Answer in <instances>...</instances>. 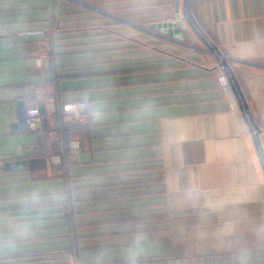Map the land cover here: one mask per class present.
<instances>
[{"label": "crops", "instance_id": "0c3cea01", "mask_svg": "<svg viewBox=\"0 0 264 264\" xmlns=\"http://www.w3.org/2000/svg\"><path fill=\"white\" fill-rule=\"evenodd\" d=\"M183 3L0 0V264H264V0H192L220 56ZM178 14L186 41L150 27Z\"/></svg>", "mask_w": 264, "mask_h": 264}, {"label": "water", "instance_id": "95a60500", "mask_svg": "<svg viewBox=\"0 0 264 264\" xmlns=\"http://www.w3.org/2000/svg\"><path fill=\"white\" fill-rule=\"evenodd\" d=\"M177 5L179 7V1H178ZM183 15H184L185 21H187V23L194 30V32L204 41V43L209 48V50L218 56L222 55L221 52H218L217 45L210 40V38L208 37L206 32L201 28V26L196 21L194 15H193V12H192V0H184ZM177 17H178V20L176 22H173V21L157 22V23L150 24V27L155 29V30H158L159 32H161L165 35H168L170 37H175L179 40L186 41V40H188V38H190L189 37V28L185 24L184 20L179 18V14ZM222 62H223V64H222L223 70L226 73V76H227L228 81L231 85V88L235 94V97L238 101V104H239L240 108L243 111H245V114L248 116L250 126H251V131L253 133V137L255 139L257 146L260 147L259 136H260L261 131H260L258 124L256 123V121L254 120V118L251 114V111H250L249 105L247 103V100L245 98V95L243 93L242 87H241L234 71L232 70V68L230 66L229 60L227 58L223 57ZM41 109H42V113L44 115V125H46L47 124V116H46V109H45L44 104L41 105ZM20 112H21V122L24 123V121H25V123H26V109L22 108ZM13 164H15L17 167H19V165H27L28 160H16L13 162Z\"/></svg>", "mask_w": 264, "mask_h": 264}, {"label": "built area", "instance_id": "2783aa9c", "mask_svg": "<svg viewBox=\"0 0 264 264\" xmlns=\"http://www.w3.org/2000/svg\"><path fill=\"white\" fill-rule=\"evenodd\" d=\"M219 81H220L222 88L224 89V91L227 93V95L230 97V99L233 102L235 94L232 91L231 85L228 81V78L224 70H221L220 72ZM64 119L67 122H71V121L84 122L86 119V116L82 113L77 112L73 105L68 104V105H65ZM27 125H28V128L33 131H39L43 129L44 115L42 113V109L40 105L36 104V105L30 106L27 109Z\"/></svg>", "mask_w": 264, "mask_h": 264}, {"label": "rangeland", "instance_id": "374dc122", "mask_svg": "<svg viewBox=\"0 0 264 264\" xmlns=\"http://www.w3.org/2000/svg\"><path fill=\"white\" fill-rule=\"evenodd\" d=\"M89 26H91V23H89ZM106 27L109 28L108 26ZM86 31H92V27L86 29ZM174 260L175 259H173L171 256H162V258L148 260L147 264H193L190 258H183V260L180 259L181 260L180 263H176V261ZM68 261H69V264H78L74 253L69 255ZM136 264H141V261H136Z\"/></svg>", "mask_w": 264, "mask_h": 264}, {"label": "trees", "instance_id": "16d2710c", "mask_svg": "<svg viewBox=\"0 0 264 264\" xmlns=\"http://www.w3.org/2000/svg\"><path fill=\"white\" fill-rule=\"evenodd\" d=\"M71 123V122H70ZM87 123L86 122H79V121H76L74 123H71L69 124V126H67V132H71L72 130H75V131H80L81 129L84 128V126L86 125ZM75 254V253H74ZM77 254H75V257H76ZM77 258V257H76Z\"/></svg>", "mask_w": 264, "mask_h": 264}, {"label": "clouds", "instance_id": "9594fccd", "mask_svg": "<svg viewBox=\"0 0 264 264\" xmlns=\"http://www.w3.org/2000/svg\"><path fill=\"white\" fill-rule=\"evenodd\" d=\"M137 249L135 246H133L132 248L129 249V261L130 264H136V257H137Z\"/></svg>", "mask_w": 264, "mask_h": 264}]
</instances>
